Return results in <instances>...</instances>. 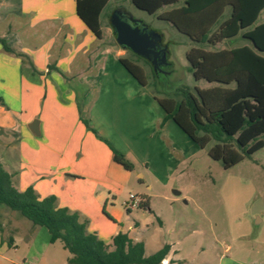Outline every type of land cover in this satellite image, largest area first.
<instances>
[{
  "label": "crops",
  "instance_id": "0c3cea01",
  "mask_svg": "<svg viewBox=\"0 0 264 264\" xmlns=\"http://www.w3.org/2000/svg\"><path fill=\"white\" fill-rule=\"evenodd\" d=\"M182 4L164 7L158 15ZM103 14L99 39L80 19L77 0H0V38L27 54L41 74L25 78L21 59L0 43V166L18 191L32 187L40 199L55 196L58 207L77 213L110 250L113 238L126 233L144 243L147 256L169 245L163 264H264L248 244L196 243L184 253L181 241L165 240L151 253L147 242L132 233L141 230V223L133 218V226L123 225L133 215L124 207L126 190L135 181L146 185V191L133 193L147 201L148 208L139 209L153 213L147 191L190 164L193 151L185 139L193 141L166 119L155 93L121 64L124 49L113 44L114 30ZM35 120L38 136L30 130ZM114 150L134 165L132 171L114 161ZM158 225L164 228L163 221Z\"/></svg>",
  "mask_w": 264,
  "mask_h": 264
},
{
  "label": "trees",
  "instance_id": "16d2710c",
  "mask_svg": "<svg viewBox=\"0 0 264 264\" xmlns=\"http://www.w3.org/2000/svg\"><path fill=\"white\" fill-rule=\"evenodd\" d=\"M109 1L77 0L80 19L99 39L103 35L101 17ZM131 2L137 9L172 23L180 33L200 45L186 54L188 70L195 80H204L209 87L166 90L163 98L155 94L166 112V119H172L200 149L209 148V157L220 162L225 169L263 149L264 23L258 24V19L264 10V0ZM181 2L180 7L158 15L164 7ZM227 9L230 14L225 18ZM238 37L250 44L222 50L202 47L213 48L224 41L233 44ZM0 43L6 52L21 56L8 46L5 39L0 38ZM132 54L149 65L154 79H159L149 61ZM120 62L141 85L148 86L138 64L126 58H120ZM0 103L3 104L2 99ZM84 123L90 128L87 121ZM113 153L116 163L128 171L134 169L124 154L115 150ZM56 201L55 196L40 199L32 187L18 191L12 176L0 166V207L19 212L35 226L45 227L50 234V243L61 241L70 253L67 264H163L170 252V246L165 245L147 256L144 243H135L126 233L113 238V249L110 250L95 233L88 232L86 221H81L77 213L58 207ZM142 208H148L147 201ZM13 243L10 238L9 247H13Z\"/></svg>",
  "mask_w": 264,
  "mask_h": 264
},
{
  "label": "rangeland",
  "instance_id": "374dc122",
  "mask_svg": "<svg viewBox=\"0 0 264 264\" xmlns=\"http://www.w3.org/2000/svg\"><path fill=\"white\" fill-rule=\"evenodd\" d=\"M120 6L126 7L135 18L143 20L152 29L165 34L170 44L173 73L161 74L155 80L149 65L136 59L131 51L123 50L114 35L111 37L116 48L123 50V58L143 69L149 91L163 98L166 90L209 87L206 81L195 80L188 70L186 54L199 44L180 33L169 22L137 9L131 0L111 1L103 14L107 27H110L109 15ZM229 14L230 9H227L225 18ZM258 22H264V11ZM6 41L11 48L10 41ZM246 44L250 42L238 37L233 44L224 41L213 48L206 45L202 47L222 50ZM17 53L21 56L11 55L21 59L25 78L30 79L35 74L41 76L40 73L33 74V60L27 54ZM185 140L191 144L193 151L190 164L169 180H156L151 184L153 190L147 191L152 196L151 204L155 213L147 209H135L130 220L123 225L133 226V218L137 219L141 223V230L132 233L147 242L148 252L151 253L165 240L181 241L184 253H191V246L196 243L205 246L216 243L219 248H222L223 243L234 247L248 244L256 247L252 256L264 260V148L234 167L225 169L220 162L209 157V148L200 149L189 139ZM183 149L188 151L189 147L184 145ZM130 191H146V185L139 186L135 181L134 188L126 190L127 198ZM159 221H163V229L158 225ZM173 225L177 231L171 234L169 231L174 228ZM195 230L204 232L202 239L195 235ZM10 238L14 240V247H9ZM3 253L6 257L0 260V264H67L70 257L61 241L50 243V234L45 227L33 225L19 212L5 206L0 207V255Z\"/></svg>",
  "mask_w": 264,
  "mask_h": 264
},
{
  "label": "water",
  "instance_id": "95a60500",
  "mask_svg": "<svg viewBox=\"0 0 264 264\" xmlns=\"http://www.w3.org/2000/svg\"><path fill=\"white\" fill-rule=\"evenodd\" d=\"M110 23L120 47L149 61L156 74L164 73L161 66L167 64L169 51L167 46L162 48V34L121 7L113 12ZM30 130L34 135H40L38 120L31 124ZM174 193L180 194L179 191Z\"/></svg>",
  "mask_w": 264,
  "mask_h": 264
},
{
  "label": "built area",
  "instance_id": "2783aa9c",
  "mask_svg": "<svg viewBox=\"0 0 264 264\" xmlns=\"http://www.w3.org/2000/svg\"><path fill=\"white\" fill-rule=\"evenodd\" d=\"M144 202H145L144 198H142L138 194L130 193L128 195V198L124 202V207L126 208V210L131 211L142 208Z\"/></svg>",
  "mask_w": 264,
  "mask_h": 264
},
{
  "label": "flooded vegetation",
  "instance_id": "af4514ba",
  "mask_svg": "<svg viewBox=\"0 0 264 264\" xmlns=\"http://www.w3.org/2000/svg\"><path fill=\"white\" fill-rule=\"evenodd\" d=\"M116 9H118V8H116ZM115 9V10H116ZM114 10V11H115ZM144 22V21H143ZM145 23V22H144ZM147 24V23H146ZM149 28L150 29H152V27L149 25ZM152 30H154V29H152ZM156 31V30H155ZM158 32V31H157ZM160 33V32H159ZM160 34H162V36H163V40H162V48L163 47H165V46H167L168 47V60H167V64H165L164 66H161V68H162V70L164 71V73L165 74H172L173 73V63L171 62V55H172V52H171V48H170V44H169V42H167L166 41V38H165V34H163V33H160ZM164 73H158V74H156L158 77H160V75L161 74H164Z\"/></svg>",
  "mask_w": 264,
  "mask_h": 264
}]
</instances>
